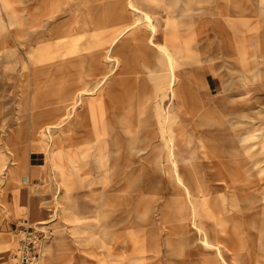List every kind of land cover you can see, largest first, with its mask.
I'll use <instances>...</instances> for the list:
<instances>
[{
  "label": "rangeland",
  "instance_id": "1",
  "mask_svg": "<svg viewBox=\"0 0 264 264\" xmlns=\"http://www.w3.org/2000/svg\"><path fill=\"white\" fill-rule=\"evenodd\" d=\"M23 219L39 264H264V0H0V264Z\"/></svg>",
  "mask_w": 264,
  "mask_h": 264
},
{
  "label": "built area",
  "instance_id": "2",
  "mask_svg": "<svg viewBox=\"0 0 264 264\" xmlns=\"http://www.w3.org/2000/svg\"><path fill=\"white\" fill-rule=\"evenodd\" d=\"M15 233L18 241L12 264H39L48 230L38 228L34 222L23 219L18 221Z\"/></svg>",
  "mask_w": 264,
  "mask_h": 264
},
{
  "label": "bare ground",
  "instance_id": "3",
  "mask_svg": "<svg viewBox=\"0 0 264 264\" xmlns=\"http://www.w3.org/2000/svg\"><path fill=\"white\" fill-rule=\"evenodd\" d=\"M153 24H154V22H152ZM156 31H158V29L156 30ZM159 32V31H158ZM120 36V33L118 34V35H116L115 37L116 38H114L113 39V41L111 42L112 43V45L114 44V42L118 39V37ZM36 39V38H35ZM19 40V39H18ZM73 44L75 45L72 49L70 48V50H69V52L71 51V53L73 52V51H76L77 49H76V43H74L73 42ZM111 45V46H112ZM105 52H106V50H105ZM71 53H69V54H71ZM107 57L110 59V60H114V58H113V56H112V54H110V53H108L107 54ZM171 62H172V59H171ZM83 95H84V92H83V94H80V96L78 97V99L76 100V102H75V105H74V111L75 110H77L76 109V107L83 101ZM170 116V115H169ZM52 126H49L48 128L50 129ZM206 242L208 243V244H210L211 245V242L208 240V239H206ZM213 246V245H212ZM219 248V247H218ZM219 251H220V255H221V258L224 260V261H227L228 262V260H227V257L225 256V254L223 253V251H222V248H219ZM238 255H236V257H237ZM237 259V258H236ZM2 262V261H1ZM241 262H242V260H241ZM244 262V261H243ZM242 262V263H243ZM3 263H4V261H3ZM240 263V262H239Z\"/></svg>",
  "mask_w": 264,
  "mask_h": 264
},
{
  "label": "crops",
  "instance_id": "4",
  "mask_svg": "<svg viewBox=\"0 0 264 264\" xmlns=\"http://www.w3.org/2000/svg\"><path fill=\"white\" fill-rule=\"evenodd\" d=\"M72 48H73V46H72ZM107 76L103 77L101 83H103V81L106 80ZM86 92H90V91L87 90ZM34 159H36V161ZM32 160L33 161H31V177H34V178L40 177L41 176V166L43 165L41 163V158L37 156V158H32Z\"/></svg>",
  "mask_w": 264,
  "mask_h": 264
}]
</instances>
